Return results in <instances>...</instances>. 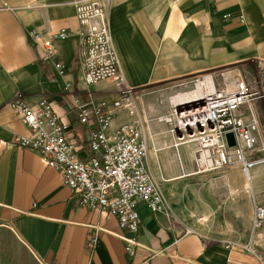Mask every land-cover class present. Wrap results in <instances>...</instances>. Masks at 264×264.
Listing matches in <instances>:
<instances>
[{
    "label": "crops",
    "instance_id": "obj_1",
    "mask_svg": "<svg viewBox=\"0 0 264 264\" xmlns=\"http://www.w3.org/2000/svg\"><path fill=\"white\" fill-rule=\"evenodd\" d=\"M80 1L0 0V264H264V225L253 226L256 208L264 203V164L250 178L237 165L208 172L204 176L215 177L210 186L217 187V197L187 204L179 214L165 181L205 172H196L187 144L175 145L166 121L151 122L152 95L144 90L251 54L264 59V0H102L109 7L120 70L139 91L134 112L113 107V126L143 127L147 165L181 222L171 226L140 201L135 233L109 212L80 206L59 169L15 142L33 130L9 101L18 92L31 105L47 97L78 156L88 159L93 123H81L75 99L112 103L118 97L113 81L85 83L76 18ZM63 30L69 34L58 36ZM33 32L40 34L36 40ZM47 39L56 49L53 60L42 51ZM153 112L157 117L164 110L159 105ZM185 227L191 231L184 233ZM121 234L133 239L132 247Z\"/></svg>",
    "mask_w": 264,
    "mask_h": 264
},
{
    "label": "built area",
    "instance_id": "obj_2",
    "mask_svg": "<svg viewBox=\"0 0 264 264\" xmlns=\"http://www.w3.org/2000/svg\"><path fill=\"white\" fill-rule=\"evenodd\" d=\"M110 1V0H109ZM79 31V56L88 87L105 81L117 85L118 97L107 101L82 102L75 99L81 123H93L89 131L91 155L82 159L51 101L42 97L35 105L18 92L9 105L21 114L32 135H17L15 142L41 153L51 167L60 170L65 185L73 189L80 206L106 211L118 218L121 228L135 233L140 225V201L154 213L163 214L175 227L181 222L175 216L159 183L147 165L149 142L137 122L113 126V107L134 112L139 91L128 83L120 70V58L113 43L109 7L102 0H82L76 5ZM244 21V18H241ZM69 34L63 30L58 36ZM33 40L40 34L33 32ZM45 59L53 60L56 49L51 39L44 41ZM61 67V63L56 62ZM264 98V88L242 79L232 89L203 88L201 94L177 102L161 119L169 125L175 145L194 143L196 172H211L239 166L247 178L253 168L264 164L261 125L254 110L255 100ZM179 104L181 107L179 108ZM235 143L230 144L228 134ZM264 225V203L256 208L253 226ZM191 229L185 227L184 233ZM121 237L132 247L133 239ZM97 236L90 240L94 245Z\"/></svg>",
    "mask_w": 264,
    "mask_h": 264
},
{
    "label": "rangeland",
    "instance_id": "obj_3",
    "mask_svg": "<svg viewBox=\"0 0 264 264\" xmlns=\"http://www.w3.org/2000/svg\"><path fill=\"white\" fill-rule=\"evenodd\" d=\"M208 77L214 81L213 83L216 89H232L234 83L240 79L246 82L258 83V85L264 88V59L251 54L248 57L238 58L231 62H227L224 65L211 67L208 71L148 85L144 90L152 95H150L152 99L149 101L150 109L153 113L151 122H155L160 118L168 116L171 112L172 100L178 102V100L175 99L178 95L186 94L185 97L190 99L192 98L189 96L191 94H201L202 89L197 92L194 91L197 89L198 85H205ZM104 85L105 87L109 86L108 83ZM153 91H156L158 95H154ZM159 105L163 108L164 112L159 113L156 117V114L153 111ZM253 107L261 125V144H264V98L255 100ZM163 124L165 126L167 125L168 128L167 123L165 124L164 122ZM145 125H147V120ZM207 173L208 172H205V174L202 173L201 175L197 174L175 179L172 183L175 182L176 184L165 181L168 186L167 195L169 201L176 212L181 215L185 214L187 204L194 206L201 205L203 199L207 200L209 196L217 197V187L212 188L210 186V181L215 180V177L211 178L210 176H204ZM227 190L228 189L225 188L224 195H228Z\"/></svg>",
    "mask_w": 264,
    "mask_h": 264
},
{
    "label": "bare ground",
    "instance_id": "obj_4",
    "mask_svg": "<svg viewBox=\"0 0 264 264\" xmlns=\"http://www.w3.org/2000/svg\"><path fill=\"white\" fill-rule=\"evenodd\" d=\"M214 81H212L211 80V78H209L208 77V79L206 80V83H205V85H198L197 86V89L194 91V92H197V91H199V90H201V89H203V87L205 88H208L210 91H212L215 87H214V83H213ZM197 94H191V95H189V96H191V97H193V96H196ZM186 96V94H180V95H178L175 99L176 100H178V102H181V101H184L185 99L187 100V99H189V98H186L185 97ZM188 97V96H187ZM187 147L189 148V150L191 151V153H192V155H194L195 154V151H196V148H197V145L196 144H194V143H190V144H187ZM197 173H199V172H197Z\"/></svg>",
    "mask_w": 264,
    "mask_h": 264
},
{
    "label": "water",
    "instance_id": "obj_5",
    "mask_svg": "<svg viewBox=\"0 0 264 264\" xmlns=\"http://www.w3.org/2000/svg\"><path fill=\"white\" fill-rule=\"evenodd\" d=\"M178 106L180 108L181 104H179ZM228 139H229L230 144H234L235 143L234 138H233V134L229 133L228 134Z\"/></svg>",
    "mask_w": 264,
    "mask_h": 264
}]
</instances>
